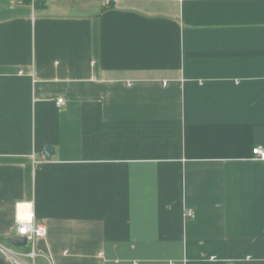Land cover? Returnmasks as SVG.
<instances>
[{"label": "crops", "instance_id": "1", "mask_svg": "<svg viewBox=\"0 0 264 264\" xmlns=\"http://www.w3.org/2000/svg\"><path fill=\"white\" fill-rule=\"evenodd\" d=\"M256 147L264 0H0V246L31 210L27 264H264Z\"/></svg>", "mask_w": 264, "mask_h": 264}, {"label": "built area", "instance_id": "2", "mask_svg": "<svg viewBox=\"0 0 264 264\" xmlns=\"http://www.w3.org/2000/svg\"><path fill=\"white\" fill-rule=\"evenodd\" d=\"M63 100L59 99L57 105H62ZM252 155L258 160H264V149L256 147L252 149ZM192 216V213H189ZM16 236L24 237L27 246H30L27 252H17L8 247L0 246V252L11 264H27L25 259H34L35 244L39 239L46 237V227L35 221L34 214L29 209H25L22 215L16 219ZM27 248V247H26ZM25 251L26 249H22Z\"/></svg>", "mask_w": 264, "mask_h": 264}, {"label": "water", "instance_id": "3", "mask_svg": "<svg viewBox=\"0 0 264 264\" xmlns=\"http://www.w3.org/2000/svg\"><path fill=\"white\" fill-rule=\"evenodd\" d=\"M51 152H52V148H46L45 149V158L46 159L50 158ZM7 242L11 246L18 248V249H23V248H26V246H27V242H26V239L24 237H18V236L10 237L7 239Z\"/></svg>", "mask_w": 264, "mask_h": 264}, {"label": "rangeland", "instance_id": "4", "mask_svg": "<svg viewBox=\"0 0 264 264\" xmlns=\"http://www.w3.org/2000/svg\"><path fill=\"white\" fill-rule=\"evenodd\" d=\"M29 247H30V246H29ZM29 247H27L26 250L29 249Z\"/></svg>", "mask_w": 264, "mask_h": 264}]
</instances>
